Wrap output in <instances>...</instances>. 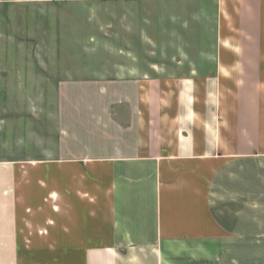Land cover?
Listing matches in <instances>:
<instances>
[{
	"label": "crops",
	"instance_id": "crops-1",
	"mask_svg": "<svg viewBox=\"0 0 264 264\" xmlns=\"http://www.w3.org/2000/svg\"><path fill=\"white\" fill-rule=\"evenodd\" d=\"M86 2L164 9L54 155L0 163V264H264V0H0Z\"/></svg>",
	"mask_w": 264,
	"mask_h": 264
},
{
	"label": "rangeland",
	"instance_id": "rangeland-1",
	"mask_svg": "<svg viewBox=\"0 0 264 264\" xmlns=\"http://www.w3.org/2000/svg\"><path fill=\"white\" fill-rule=\"evenodd\" d=\"M163 9L152 2L0 4V163L54 155L61 125L85 116L80 86L113 80L130 67L121 64L125 56L145 59L146 35L154 36Z\"/></svg>",
	"mask_w": 264,
	"mask_h": 264
}]
</instances>
